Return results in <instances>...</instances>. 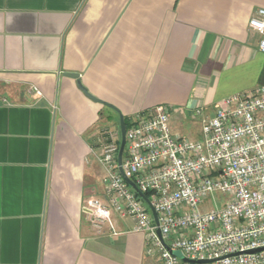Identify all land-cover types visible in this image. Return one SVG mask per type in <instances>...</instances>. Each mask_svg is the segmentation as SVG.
I'll list each match as a JSON object with an SVG mask.
<instances>
[{"label": "crops", "instance_id": "crops-1", "mask_svg": "<svg viewBox=\"0 0 264 264\" xmlns=\"http://www.w3.org/2000/svg\"><path fill=\"white\" fill-rule=\"evenodd\" d=\"M259 9L264 0H0V264H158L131 220L112 214L98 233L84 212L105 199L94 132L110 114L64 74L125 118L165 105L170 128L173 114L199 123L197 110L211 116L261 86L248 28Z\"/></svg>", "mask_w": 264, "mask_h": 264}, {"label": "built area", "instance_id": "built-area-1", "mask_svg": "<svg viewBox=\"0 0 264 264\" xmlns=\"http://www.w3.org/2000/svg\"><path fill=\"white\" fill-rule=\"evenodd\" d=\"M248 28L264 54V9ZM169 115L157 105L125 133L120 168L148 204L119 171V138L106 139L97 156L105 199L83 208L91 226L112 230V214L131 220L158 264H188L177 251L205 264H264V86L221 99L211 116L197 110V139L174 135Z\"/></svg>", "mask_w": 264, "mask_h": 264}, {"label": "rangeland", "instance_id": "rangeland-1", "mask_svg": "<svg viewBox=\"0 0 264 264\" xmlns=\"http://www.w3.org/2000/svg\"><path fill=\"white\" fill-rule=\"evenodd\" d=\"M261 86H264V85H261ZM253 91H250V92L246 91L245 93L249 94V93H252ZM106 112L107 114H110L109 119H107L106 117L108 116L105 115L102 119L103 125L94 132V141L98 146V150H99L98 153L101 152L102 145L104 144L106 139H108L110 136L115 140L118 138L120 139L119 123H118L116 116L114 115L112 111L107 110ZM171 120L172 122H171L170 129L174 135L181 136V137L188 138V139H194L193 136L190 135V133L193 132L195 134L196 132H199L200 130V125L197 122L194 124L193 123L186 124V126L183 127L180 124L181 121L179 117H177L175 114L171 116ZM175 254L178 257L182 258L178 251Z\"/></svg>", "mask_w": 264, "mask_h": 264}, {"label": "water", "instance_id": "water-1", "mask_svg": "<svg viewBox=\"0 0 264 264\" xmlns=\"http://www.w3.org/2000/svg\"><path fill=\"white\" fill-rule=\"evenodd\" d=\"M64 77L76 80V84L78 89L92 102L97 103L99 105H102L110 110H113L114 112H116L118 114V123H119V131H120V145H119V151H118V157H117V161H118V166H119V171L122 174L125 182L132 187V189L138 194L139 197H141L142 199L145 200V202L148 204V201L145 199V197L137 190V188L134 186V184L122 173V170L120 168L121 165V159H122V155L124 152V148H125V133H126V129H125V125H124V117L112 106L101 102L99 100H97L96 98H94L93 96H91L87 90L82 86L80 79H79V74H74V73H66L64 74ZM152 215L154 217V220L156 222V216L153 212V210L151 209ZM260 251V250H257ZM183 262L188 263V264H205L207 262L204 261H191V260H186L184 258H181Z\"/></svg>", "mask_w": 264, "mask_h": 264}, {"label": "trees", "instance_id": "trees-1", "mask_svg": "<svg viewBox=\"0 0 264 264\" xmlns=\"http://www.w3.org/2000/svg\"><path fill=\"white\" fill-rule=\"evenodd\" d=\"M259 84L260 85H264V70H263V72H262V74H261V76H260V78H259ZM109 111H112L114 114H115V116L117 117V120H118V114L116 113V112H114L113 110H110L109 109ZM130 120L131 119H129V118H125L124 117V125H125V129L127 130L128 129V126H129V124H130ZM120 145V139H119V141H118V146ZM145 196H147L148 197V194H145Z\"/></svg>", "mask_w": 264, "mask_h": 264}]
</instances>
